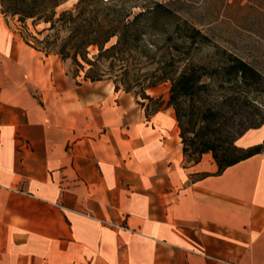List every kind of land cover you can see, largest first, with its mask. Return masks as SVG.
<instances>
[{
    "label": "crops",
    "instance_id": "crops-1",
    "mask_svg": "<svg viewBox=\"0 0 264 264\" xmlns=\"http://www.w3.org/2000/svg\"><path fill=\"white\" fill-rule=\"evenodd\" d=\"M14 21L0 4V264H264V152L187 161L167 93L147 113L110 79L77 85Z\"/></svg>",
    "mask_w": 264,
    "mask_h": 264
},
{
    "label": "trees",
    "instance_id": "trees-1",
    "mask_svg": "<svg viewBox=\"0 0 264 264\" xmlns=\"http://www.w3.org/2000/svg\"><path fill=\"white\" fill-rule=\"evenodd\" d=\"M66 1L0 0V4L5 15H17L23 25L27 19L34 26L46 24L37 31L44 34L42 38L23 37L25 43L46 54H58L62 60L71 59L84 70L85 80L110 79L115 89L147 100H139L147 113L161 107L163 100L146 91L169 83L166 105L174 109L187 161L196 163L211 153L220 173L264 152V139L248 147L237 144L246 131L264 123V75L256 67L219 46L209 61L191 60L190 46L180 45L186 38L195 42L197 36L207 37L164 2L77 0L72 8L57 12ZM134 8L140 10L134 12ZM160 12L168 13L176 26L182 23L190 33L178 34L180 43L165 46L166 55L153 71V23ZM113 38L115 42L107 45ZM91 46L97 48L93 58L88 57ZM245 105L252 110L240 112ZM236 125L240 132L233 140L231 126Z\"/></svg>",
    "mask_w": 264,
    "mask_h": 264
},
{
    "label": "rangeland",
    "instance_id": "rangeland-1",
    "mask_svg": "<svg viewBox=\"0 0 264 264\" xmlns=\"http://www.w3.org/2000/svg\"><path fill=\"white\" fill-rule=\"evenodd\" d=\"M77 0H68L57 7V12L63 9L72 8ZM139 4L149 1H161L172 8H176L180 17L189 24L197 27L207 39L197 36L196 41L192 42L186 38L180 46H190L189 58L194 62H207L212 58L216 46L224 48L237 56L244 58L264 75V0H136ZM140 8H134V12ZM153 23V71L157 68V61L164 59L166 55L165 46H174L180 43L178 34L190 33L183 24L176 26L174 20L168 13L160 12ZM15 17L16 32L23 38L32 40V35L42 38L38 30L42 26H34L32 19H27L25 24ZM115 42L113 38L107 45ZM162 48H159L161 47ZM89 58L97 53L96 47H89ZM165 54V55H164ZM68 61L69 76L75 77L74 83L81 85L84 70L74 65L71 59ZM88 66L85 64V68ZM79 76V78H76ZM169 83L157 91L148 89L146 92L153 96L160 92L168 94ZM38 92V89H35ZM133 94V92H130ZM134 95V94H133ZM254 95V94H253ZM140 100V96H137ZM136 102V101H135ZM252 107L245 105L240 112H250ZM238 126V127H237ZM235 133L233 140L238 136L239 125L231 126ZM251 130V129H250ZM242 147V146H241Z\"/></svg>",
    "mask_w": 264,
    "mask_h": 264
},
{
    "label": "built area",
    "instance_id": "built-area-1",
    "mask_svg": "<svg viewBox=\"0 0 264 264\" xmlns=\"http://www.w3.org/2000/svg\"><path fill=\"white\" fill-rule=\"evenodd\" d=\"M111 225L119 228V229H128L126 225L124 224H114V223H111Z\"/></svg>",
    "mask_w": 264,
    "mask_h": 264
},
{
    "label": "bare ground",
    "instance_id": "bare-ground-1",
    "mask_svg": "<svg viewBox=\"0 0 264 264\" xmlns=\"http://www.w3.org/2000/svg\"><path fill=\"white\" fill-rule=\"evenodd\" d=\"M38 26H42V23L41 24H39ZM178 129V128H177Z\"/></svg>",
    "mask_w": 264,
    "mask_h": 264
}]
</instances>
